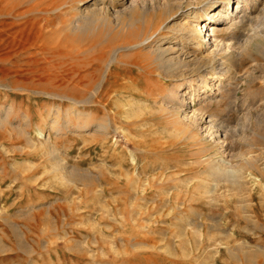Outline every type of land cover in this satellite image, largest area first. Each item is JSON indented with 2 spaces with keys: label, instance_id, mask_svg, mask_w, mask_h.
<instances>
[{
  "label": "rangeland",
  "instance_id": "rangeland-1",
  "mask_svg": "<svg viewBox=\"0 0 264 264\" xmlns=\"http://www.w3.org/2000/svg\"><path fill=\"white\" fill-rule=\"evenodd\" d=\"M226 1L116 0L108 4L105 14L112 19L119 10L134 8L138 22L123 30L115 23L99 26L87 39L97 49L133 41L144 28L141 19L146 8L151 10L147 19L153 13L159 19L169 2L182 8L170 24L175 26L183 14L199 6L202 18L197 28L202 27L206 16L223 9ZM235 1L228 7H236ZM93 3L89 1L90 9ZM244 4L253 6L251 0ZM261 7L247 26L230 28L233 21L226 16L217 23L218 35L225 38L227 48L232 47L224 58L209 43L198 48L178 36L175 43L181 60L192 63L196 58V65L184 71L186 77L160 75L155 64L142 69L137 65L139 57L125 53L127 62L116 71L109 106L101 105L99 97L82 106L93 111L97 121H112L107 131H78L74 115L69 126L64 122L71 100L51 93L58 89L68 95L67 86L15 74L8 77L0 64V112L10 113L0 127V264H264ZM204 56L216 61L227 58L223 62L232 82H213L206 105L190 93L191 104L182 103L179 120L165 117L163 109L173 102H163L164 94L174 98L186 80L195 89L201 75L205 81L207 72H214L217 63L197 66L196 60ZM20 61L18 69L31 66L28 59ZM194 66L199 69L192 70ZM95 85L92 81L84 88L92 90ZM83 92L79 97L84 98ZM191 106L200 110L199 118ZM55 117L64 123L60 131L53 126ZM211 117L215 126L208 131ZM41 130L50 143L39 137ZM220 130L227 135L226 144ZM50 145L57 148L67 168L57 165L58 159L48 152ZM222 159L235 172L211 169Z\"/></svg>",
  "mask_w": 264,
  "mask_h": 264
},
{
  "label": "bare ground",
  "instance_id": "bare-ground-1",
  "mask_svg": "<svg viewBox=\"0 0 264 264\" xmlns=\"http://www.w3.org/2000/svg\"><path fill=\"white\" fill-rule=\"evenodd\" d=\"M7 1L8 0H0V64L2 65V74H6L8 77L15 74L16 77L20 79L25 77L33 82H46V84L67 86L68 95H62L58 89H53L52 91L54 92L51 93V95L65 96L71 100V104L64 112V122L69 126L71 115L76 116L78 123H75L76 125H74V127L78 131H107L113 127L112 121L106 118L97 121L93 111L85 107H83V109L82 106L86 105V103H90L89 101L95 97H99L98 102L101 105L105 104L109 106L108 100L111 99V95L113 94L112 86L117 82L116 77L118 74H116V71L125 63V60L127 62V59L124 58V55H126L125 53L131 54V56L136 58L139 57V63L137 62L138 64H136L142 69H148V66L155 64L159 70L157 73L160 75L166 73L167 75H165L171 77L170 79L179 76L186 77L187 73L184 71L191 67L190 65H196L194 61L196 58L191 61L192 63H189L190 60H181L183 59L181 57L182 53L178 51L175 43V39L179 38L178 36H181L182 40H191L192 43H197L198 48L205 47L207 43H209L207 46L210 48L215 46V49L220 50L221 53L219 54L224 58L226 54L230 53L232 47L229 46L227 48V44L224 41L225 38L218 35L219 27L217 23L224 20L225 18L222 17L226 16L227 18H232L233 22L230 28L237 24L247 26L248 23L256 19V12L258 13L260 11H258V9H260L262 5L264 7V0H251L253 3L252 7L245 5L244 0H236V7L229 8L228 6L231 4V0H227L225 3L227 5L224 7L225 9L211 11L212 13L206 16L207 21L204 22L202 27L200 26L198 28L197 26L199 25L197 22L202 18L198 11L199 6L188 10V12L185 11L186 13L183 14L181 20L175 21V24L173 23L175 26L170 24V19H176L177 15H180L178 13L182 9L181 6L176 7V5H172L170 2L168 4L166 3L167 6L163 11L162 18L159 19H157L156 13H153L152 18L147 19L149 17H146L149 10L148 7L145 13L142 12L144 13V17L141 13V22L144 28H142L143 30L140 29V33H137L133 41L127 40L119 42L110 40L116 42L108 45V47L104 46L97 49L96 46L91 45L89 43L90 40L87 39L91 36L90 34L92 31L99 26H108L114 23L120 30L131 27L134 23L138 22V19L133 16L134 8H130L128 12L119 10L113 17L114 19H111L109 13L106 12L105 14L104 11H106L108 4L111 2L115 3L116 0H93V9H90L88 5L90 0H12L9 5L6 4ZM82 6H85V8ZM230 9L232 10L229 11ZM252 9L255 11L256 15L253 14ZM57 19L58 21L55 24V20ZM170 29L171 31L176 30V32H167ZM232 37L234 38V36ZM105 43H108V41ZM216 50L213 49L212 53L216 52ZM177 52H179V54L175 55ZM229 56L233 57V54L231 53ZM230 57L228 59H230ZM23 58L30 60L31 66H25L26 69L22 67L18 69L21 64L20 59ZM223 58L216 61L215 57L211 58L204 56L196 60L197 66H199L198 64L201 62L208 61H210V63H217V65L216 67L212 65V68L214 67V72L212 74L207 72L209 75L207 80L203 81L202 75L200 76L195 89L192 88L191 90L192 82L190 83L189 80H186L184 87L176 92V98L170 97V94H164L163 102L164 100L170 99V102H173L171 106L169 105L170 107L163 109V112L166 113L165 117L171 118L173 121L175 119L179 120L182 116L183 106L191 104L190 93L204 104L211 94L209 93L210 90H213V82H218L220 80H224L227 83L230 81L232 82V75H229L225 71V60L227 58L225 60H223ZM223 61H225V63ZM194 67L192 70L199 69V67ZM133 71L134 70H132V72ZM92 81L96 83L94 89L91 90V88L88 87L84 88V86ZM81 89L84 90V98L79 97ZM169 91H173L172 88L169 89ZM179 97H181V99H177ZM183 102L185 105L182 104ZM191 108L193 115L199 118L198 116L201 115L200 110H196L192 106ZM184 113L187 115L186 113L188 112L185 111ZM9 114L10 113L7 111L0 112V127L8 122ZM126 114L129 115V112ZM127 115L125 118L129 119ZM203 118L202 116V119ZM52 123L57 131H60V127L64 124L61 123L59 117H55ZM208 123L209 126L205 129L210 131L215 126L212 117ZM65 127H67V125ZM220 131L222 132L220 138L222 139V144H224L227 135L223 130ZM38 135L40 138L50 143L49 135L47 136L44 131H39ZM211 147L213 146L211 145ZM48 152L58 159L57 165H59V167L64 166V168H67L62 162L63 159H60V156L58 157L57 148H55V146L52 145L51 150ZM226 164L228 165V162L222 159L221 164L216 165L212 163L210 166L211 169L217 173L226 171L235 172V168L227 166ZM99 192L103 193L102 191ZM239 246L241 247L242 245ZM0 249H2L1 246Z\"/></svg>",
  "mask_w": 264,
  "mask_h": 264
}]
</instances>
